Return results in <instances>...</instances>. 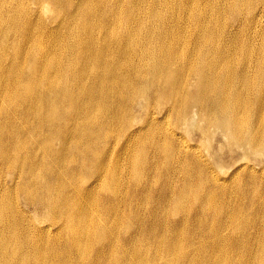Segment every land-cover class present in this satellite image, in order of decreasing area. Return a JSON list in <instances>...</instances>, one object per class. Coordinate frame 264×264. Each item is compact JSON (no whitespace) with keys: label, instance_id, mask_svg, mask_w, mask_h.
Listing matches in <instances>:
<instances>
[{"label":"bare ground","instance_id":"1","mask_svg":"<svg viewBox=\"0 0 264 264\" xmlns=\"http://www.w3.org/2000/svg\"><path fill=\"white\" fill-rule=\"evenodd\" d=\"M221 137L239 151L229 169ZM258 158L264 0H0V264H147L105 222L126 210L159 264L176 250L183 260L191 247L250 244L264 209ZM126 161L156 171L123 176ZM234 197L222 218L219 200ZM148 198L166 210H139ZM166 215L179 241L155 229ZM113 242L121 261L100 254Z\"/></svg>","mask_w":264,"mask_h":264},{"label":"rangeland","instance_id":"2","mask_svg":"<svg viewBox=\"0 0 264 264\" xmlns=\"http://www.w3.org/2000/svg\"><path fill=\"white\" fill-rule=\"evenodd\" d=\"M45 15H47V13H45ZM189 140L192 144L200 145V148L202 150V153H204V155L207 156L209 154L207 152V148L205 147V146H208V144H203L201 136L197 135V136H195ZM216 141H217V144L216 143L214 144L215 150H216V148H218L217 146L219 143H222L225 145L223 152L226 154H224L223 156L227 157L228 161H226L225 164L229 169L230 167H232L234 165V159H236V156L238 155L239 151L236 148H234L233 146L227 145V141L223 137H221L220 140H219V138H217ZM251 162L255 165V167L257 169H259V170H256L258 175L261 177L264 176V158H258L257 160H252ZM125 164L127 165V167L125 169V173H123V176L128 175V169L137 171L140 176L142 174H146V173H152L153 174L154 171H156L153 166H149L148 168H144V167L142 168V167H139L137 165H131L130 161H126ZM226 166H225V168H227ZM124 168H125V166H124ZM149 169H151V170H149ZM171 171L172 170H169L167 172V174L170 173ZM143 179L147 183V182H150L152 180V176L151 175H144ZM174 179H175V177H174ZM126 183H127V181H126ZM177 186H178V184L173 182V183L166 184L165 187H167L166 188V190H167L169 188L174 189ZM261 188H264V183H263ZM250 193L252 195V190H250ZM236 198L237 197H234L233 201L231 203H224L221 200H219L217 206L219 208L220 213L222 214V218H225V212H228L229 210H231L233 208V206L236 207L238 204H240V201L239 200L236 201ZM258 200H260V198H257L256 201H253L250 203H248V201H247L244 205H247L248 208H250V206H253L254 204H256L258 202ZM153 205H157L158 207H160L164 211L166 210V206L165 205L162 206V202L155 201L152 198H148L139 210H146L148 207L152 208ZM129 208L131 210L138 209L137 207H134V203ZM26 209L28 210L29 208H26ZM123 210H124V208L121 209L120 211H123ZM207 215L210 216L211 214L209 212H207ZM250 215L252 216L251 213H250ZM262 215H264V209L261 211H258V220L255 223L250 222L249 231L252 234L250 244H247L244 241H241L240 243L236 242L235 240H241L242 239V238H239V239L228 240L227 241L228 244H224L221 248L218 247L214 251H211L210 249L202 250V249H197V248L191 247L189 249H186V251L184 253L185 257L183 260H178L176 258L181 251V250H176L175 254H173V252H170V253H172V255L169 258L168 264H192L191 260L193 258H195L194 259L195 264H204L203 259L206 257H211L212 260H214V262H216L215 264H244L248 260H252L253 261L252 264H264V248H261L259 246L258 242L256 241V238H258L259 242L264 240V227H262L264 224H263V221L261 218ZM136 217H137L136 215H134V214L130 213L128 210H126L125 214L112 215L106 221L103 220L102 218H99V219L102 221L108 222V224H110V225L115 224L114 229H113V233L116 237L126 239V238L132 236L133 242L131 243V246L134 248V251H135V252H133V256L134 255L139 256V258L141 256H143L146 263L148 262L147 264H159L160 262L156 261V254H157L158 250H157L156 246L153 245L147 237H145L148 235L142 234L140 221L137 220ZM146 218H147L146 219L147 224L154 223V220H152L150 217H146ZM204 219L206 221L205 230H207V236H205L203 239L205 242H208L209 241L208 235L210 233V230L212 227L211 222L213 220L211 217H207ZM34 221H36V220H31L30 223L34 222ZM160 223H162V226L155 227V229H157L158 231H161L163 229L164 230H170V229L174 230L175 235H176L175 239H178V241L186 235V234H184L183 231L181 232L182 225H180L178 217H170L169 215H166V218L162 219ZM175 223H176V226L174 225ZM230 227L234 231V233L236 234L233 226H230ZM231 229H228L224 232L225 239L233 237V233H232ZM100 238L103 240L101 235H100ZM116 243L117 242H113L109 248L102 250V253H100V254H102V256L109 259L111 262H115L118 260L121 261V253L119 251H115V248H114V245ZM222 254H223V262H220L219 258H220V255H222ZM127 262L129 263V261H127Z\"/></svg>","mask_w":264,"mask_h":264}]
</instances>
